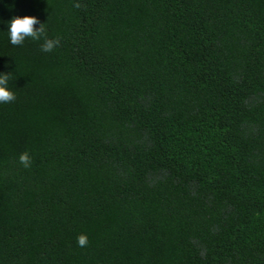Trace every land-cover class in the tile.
I'll list each match as a JSON object with an SVG mask.
<instances>
[{"label": "trees", "instance_id": "1", "mask_svg": "<svg viewBox=\"0 0 264 264\" xmlns=\"http://www.w3.org/2000/svg\"><path fill=\"white\" fill-rule=\"evenodd\" d=\"M8 73L0 264H264V0H0Z\"/></svg>", "mask_w": 264, "mask_h": 264}, {"label": "clouds", "instance_id": "2", "mask_svg": "<svg viewBox=\"0 0 264 264\" xmlns=\"http://www.w3.org/2000/svg\"><path fill=\"white\" fill-rule=\"evenodd\" d=\"M74 7L80 8L81 5L76 3ZM38 23L39 21L37 18L30 15L12 18L8 26L10 43L14 46H18L22 45L26 38H31L34 41L43 38L44 42L41 45V50L44 52H51L59 45L60 39H48L43 23L40 24L39 28L34 27ZM10 75L11 73L0 74V103H9L15 100V94L8 88ZM19 162L25 168L31 166V157L27 151L20 154ZM77 244L79 247H86L88 245L87 235L80 234L77 237Z\"/></svg>", "mask_w": 264, "mask_h": 264}]
</instances>
